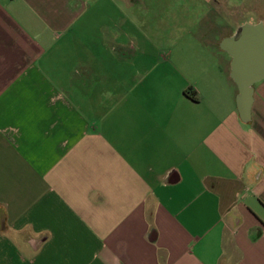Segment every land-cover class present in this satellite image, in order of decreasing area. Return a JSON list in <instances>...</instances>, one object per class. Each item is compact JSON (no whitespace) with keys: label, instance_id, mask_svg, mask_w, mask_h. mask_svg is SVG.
I'll use <instances>...</instances> for the list:
<instances>
[{"label":"crops","instance_id":"crops-1","mask_svg":"<svg viewBox=\"0 0 264 264\" xmlns=\"http://www.w3.org/2000/svg\"><path fill=\"white\" fill-rule=\"evenodd\" d=\"M252 50L264 0H0V264H264Z\"/></svg>","mask_w":264,"mask_h":264},{"label":"water","instance_id":"water-1","mask_svg":"<svg viewBox=\"0 0 264 264\" xmlns=\"http://www.w3.org/2000/svg\"><path fill=\"white\" fill-rule=\"evenodd\" d=\"M245 34H242V38ZM255 51L243 52L241 51L236 57V64L234 67L236 82L239 85L241 95H239V100L243 106V114H247L250 95L252 93L253 84L264 77V64L255 65L248 63V56L251 55L252 58L255 57ZM254 60V59H253Z\"/></svg>","mask_w":264,"mask_h":264}]
</instances>
